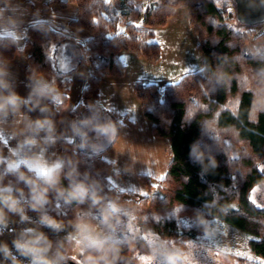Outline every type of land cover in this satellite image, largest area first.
Segmentation results:
<instances>
[{"label":"trees","instance_id":"obj_1","mask_svg":"<svg viewBox=\"0 0 264 264\" xmlns=\"http://www.w3.org/2000/svg\"><path fill=\"white\" fill-rule=\"evenodd\" d=\"M33 1L26 4L31 6ZM69 1L76 6L71 25L89 34L87 41L79 43L78 62L87 70V82L79 104L70 113L75 138L61 141L64 168L59 183L49 188L48 202L38 211L30 207L31 186L19 179V173L6 172L4 165H0V187L11 186L26 211L57 221L85 223L91 229L99 219L112 216L107 210L111 201L131 204L134 222L141 230L149 228L179 241L202 233L208 220L217 217L248 235L251 250L263 259L259 263L238 256L236 264H264V206H257L250 196L251 189L264 180L260 169L264 160V32L253 35L236 29L232 23L236 13L220 0H156L144 8L138 0ZM53 2L64 4L49 1ZM180 6L186 8L197 34L204 64L163 88L136 82L143 114L151 121L153 133L169 141L172 159L163 178L154 181L140 175L146 194L119 190L110 180L112 164L104 158L103 150L88 152L81 147L78 120L85 105L99 98L101 78L124 74L123 51L149 60L160 57L156 30L164 27ZM68 37L46 22L29 24L22 40L0 35V68L16 54L25 53L29 77L49 76L51 88L46 99L54 126L67 104L76 69L63 71L57 64L58 46ZM53 88L60 92L58 102L51 99ZM5 149L0 138V155ZM24 164L20 163V172L36 180V174ZM81 182L90 192L84 202L69 203L58 194V190ZM40 184L44 186L42 181ZM92 192L99 203H93ZM96 242L101 250L88 249L83 258L91 256L95 261L103 256L99 264H137L140 257L136 250L148 248L145 239L133 233Z\"/></svg>","mask_w":264,"mask_h":264},{"label":"crops","instance_id":"obj_2","mask_svg":"<svg viewBox=\"0 0 264 264\" xmlns=\"http://www.w3.org/2000/svg\"><path fill=\"white\" fill-rule=\"evenodd\" d=\"M28 0H0V35H11L22 40L29 24L46 22L52 28L67 34L69 37L63 40L57 50V64L63 71L75 69L72 75V83L68 92V101L60 113L57 126L52 123V116L44 99L39 107L30 110L32 104H21L16 109L7 108L0 111V138L5 142L6 149L3 157L17 162L31 164L40 167H54L56 162L63 161L62 140H73L75 134L70 126V113L79 104L82 91L87 82L86 68L78 64L80 59L79 43L85 42L89 34L71 25L76 17V6L69 0H60L49 3L50 0H34L28 6ZM44 2L48 7H44ZM181 8V7H179ZM177 8L170 17V22L156 30V40L161 46V56L157 60H149L138 56L131 51H123L120 59L125 67L122 76L105 75L99 84V98L84 107L83 114L77 124V134L80 145L83 141V128L88 123L89 115L92 117V131L96 128L94 145L88 151L103 150V156L112 166L110 180L119 189L133 191L137 194H146L147 189L140 175L145 174L156 179L165 176L172 152L167 138L156 135L152 131V123L143 114L141 102L136 92V82L145 83H169L173 77H181L187 72L196 71L203 67V59L200 53L188 54L189 59L184 60L180 70L171 56L163 59V52L170 51L161 42L162 34L175 33L180 43L190 48L195 45V33L188 22L186 9ZM179 10V11H178ZM182 29L188 32L189 45L185 36L178 34L176 30ZM161 30V31H159ZM186 32V33H187ZM192 49V48H191ZM175 57V56H174ZM194 61V62H193ZM27 57L25 53L16 54L11 60H6L0 68V94L7 96L15 92L22 99H27L37 83L47 82L50 78L46 73L33 77L26 74ZM179 66V65H178ZM166 79V80H163ZM55 96V102L60 100V92L56 88L51 90V96ZM46 110L41 112L40 108ZM95 113V114H94ZM97 114V116H96ZM104 118L102 133L106 130L112 133L107 144L99 148L100 120ZM47 118L53 126L51 133L36 130L35 121ZM54 137V143L46 137ZM87 143V144H88ZM15 152V155L13 154Z\"/></svg>","mask_w":264,"mask_h":264},{"label":"rangeland","instance_id":"obj_3","mask_svg":"<svg viewBox=\"0 0 264 264\" xmlns=\"http://www.w3.org/2000/svg\"><path fill=\"white\" fill-rule=\"evenodd\" d=\"M153 1L156 0H138L143 8L148 3ZM220 1L231 11L236 13L234 0ZM180 7L181 8H178L186 9L182 6ZM169 22L170 19L168 20V23ZM232 23L236 29L248 30L253 35H258L264 32V22L251 25L244 24L239 22L235 16V19H233ZM177 25L180 26V24L172 26L173 30ZM181 27L182 26L178 27L176 30ZM191 29L193 30V33H195L192 27ZM186 32L187 31L180 29L178 30L177 35L180 34L182 36L183 34L185 36L187 45H189V41L192 38L191 35L189 38L188 32ZM194 35L196 37L195 45L187 49V47H184L180 43V38L177 39L174 32L162 34L161 42H164L165 47L170 51L166 54L163 52L164 55L162 61L173 56L172 59L178 63L176 66L181 70L182 66L184 65L183 61L189 59L190 55L188 54H192V52H198L202 56L204 63L203 54L197 46V34L195 33ZM179 78L180 77H173L170 81H177ZM159 84L160 88H163L165 85L164 83ZM93 116L95 115H92V117ZM98 116L100 120L99 125L101 126V131L99 133L100 143H98L100 145L98 146L99 148H102V146L107 144L108 140L112 136V133L109 132V130H106L104 133H102L104 118L101 115ZM92 117L89 115L87 118L88 123L86 122L85 127L83 128L82 138L83 141L87 143L90 141L94 145V137L98 134L95 133L96 128H94V131H92ZM87 143L81 144V147L86 151H88L91 146V143ZM260 169L264 172V160L261 161ZM150 178H152L154 181L159 180L152 176H150ZM250 196L257 206H264V180L261 184H257L251 189ZM111 203H115L122 209V212L118 214L121 220V223L118 225L116 224V218L113 216L99 219L94 229H91L87 224L81 222L59 221L64 225V227L61 231L54 232L53 230L40 224V214L25 210L30 219L23 223L20 222V217L18 214L14 216L8 215L7 225L0 226V233H2L0 234V242L7 243L9 248L13 251V254L17 255V258L22 261V264H29V258L20 256L19 253L16 252L12 241L22 229L34 227L40 231H43L52 241L53 248L49 253L50 257H55L57 250H59L60 254L65 257L64 259L59 260L58 264H72L71 262H75V264H84L85 259L79 250V247H82L83 245L78 247L75 241L69 239L70 235L77 234L76 226L79 224L80 234L83 235L87 233L89 238L94 241H99L102 239L117 240L130 233L143 237L148 248H138L136 250L135 253L140 257V261L137 264H166V258L172 259L174 262L176 260H180L181 264H236L238 256H247L256 262L263 263V259L251 250L249 245V236L246 235L242 230L225 223L217 217H212L208 220V224L202 233L197 234L195 237L185 239L184 241H179L177 239L163 237L159 233L153 232L149 228H144L141 230L135 224L134 220L129 221V216L124 215V212H127L134 216L132 209L133 206L131 204H118L113 201H111L110 204ZM73 257H75V259H73ZM0 264H11V260L5 261L3 255L0 254Z\"/></svg>","mask_w":264,"mask_h":264},{"label":"clouds","instance_id":"obj_4","mask_svg":"<svg viewBox=\"0 0 264 264\" xmlns=\"http://www.w3.org/2000/svg\"><path fill=\"white\" fill-rule=\"evenodd\" d=\"M3 83H0V87H3ZM51 86L47 83H37L32 89L29 97L27 99H22L15 92L9 93L7 96L0 94V111L7 108L16 109L21 104H32L33 107L30 110H35L39 107L41 102L48 98L49 89ZM53 102L55 101V96H51ZM46 109L41 107L40 111L43 112ZM36 130L45 131L46 133H51L53 131V126L50 125L47 118L43 120L35 121ZM46 139L54 141V137L48 136ZM193 153H196V148L192 149ZM15 155V152L13 153ZM197 153V156L199 158ZM20 163L15 160L6 159L0 155V165L5 166V171L10 173H19V179L25 181L31 186V204L30 207L33 211H38L48 202V191L49 188L54 187L59 183L60 171L64 168V162H56L54 167H40L33 166L31 164H24V167L28 169L29 172H34L37 179L34 180L29 177L26 173L20 172ZM71 164V161L68 162ZM69 176L72 172L68 173ZM43 182L44 186H41L40 182ZM66 193V194H65ZM58 194L65 198L66 202H71L73 200L84 202L86 198L89 197L90 192L87 185L84 183H73L67 190H58ZM91 198L93 203H99V198L96 196L95 192L91 193ZM108 212L116 218V224H120L121 220L119 218V213L122 209L115 203L108 205ZM8 213L18 214L20 217V222L23 223L28 221L30 218L25 212L24 207L21 205L20 199L14 194L11 186L0 187V226H6L8 220ZM124 215L129 216V221L134 220L135 217L127 212ZM40 224L47 227L54 232H59L63 229L64 225L54 219L49 215H42L39 220ZM112 226V225H110ZM77 234L70 235L69 239L75 241L76 245L79 247L80 253L83 254L88 249L95 248L96 251L101 249L97 246V242L91 240L87 233L81 235L79 230V224H77ZM114 227V226H113ZM2 234V233H0ZM105 243L107 241H104ZM12 244L17 253L20 256L29 258V264H58L59 260L65 257L60 254L57 250L55 257H50L49 253L53 248L52 241L48 236L37 228L27 227L22 229L16 238L12 241ZM0 254L3 255L5 261L11 260V264H22V261L17 258V255L13 254V251L9 248L7 243L0 242ZM75 259V257H73ZM104 259L103 256L98 257L93 261L91 256L86 257L84 264L92 262V264H99V260ZM107 264V261H105ZM166 264H181L180 260L175 262L172 259L166 258Z\"/></svg>","mask_w":264,"mask_h":264},{"label":"water","instance_id":"obj_5","mask_svg":"<svg viewBox=\"0 0 264 264\" xmlns=\"http://www.w3.org/2000/svg\"><path fill=\"white\" fill-rule=\"evenodd\" d=\"M236 18L244 24L264 22V0H234ZM75 264V262H71Z\"/></svg>","mask_w":264,"mask_h":264}]
</instances>
